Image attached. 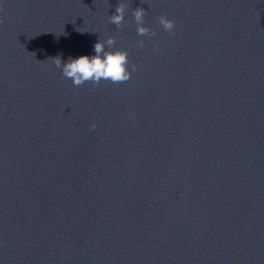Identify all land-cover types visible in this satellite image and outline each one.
Masks as SVG:
<instances>
[{"label":"clouds","instance_id":"clouds-1","mask_svg":"<svg viewBox=\"0 0 264 264\" xmlns=\"http://www.w3.org/2000/svg\"><path fill=\"white\" fill-rule=\"evenodd\" d=\"M127 4L119 2L115 13L109 16V22L117 28L124 23ZM146 10L143 7L133 9V17L136 24V32L140 37L155 36L149 27L145 26ZM3 21H0L2 23ZM159 24L170 35L173 34L175 21L166 15H160ZM83 32V31H81ZM145 41H137L138 47H143ZM116 37L110 36L106 40H101L94 44L95 55H81L77 58H69L67 62L57 57L53 59L56 68L62 71L65 78L70 79L75 87H80L86 82L98 85L102 80L110 81L113 84L125 83L131 79L132 72L136 71V65H131L129 70V53L124 49L111 50L115 47ZM106 46L109 50H106ZM96 128V124L90 125V131Z\"/></svg>","mask_w":264,"mask_h":264}]
</instances>
